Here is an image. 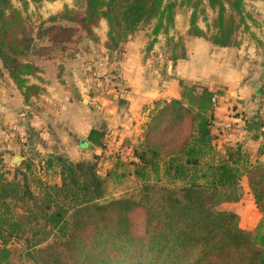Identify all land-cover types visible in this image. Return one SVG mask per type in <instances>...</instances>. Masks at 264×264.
Returning <instances> with one entry per match:
<instances>
[{
  "label": "trees",
  "instance_id": "obj_1",
  "mask_svg": "<svg viewBox=\"0 0 264 264\" xmlns=\"http://www.w3.org/2000/svg\"><path fill=\"white\" fill-rule=\"evenodd\" d=\"M55 1L0 0V77L7 75L25 103L43 91L28 80L40 72L34 59L70 52L64 33L80 31L97 43L94 29L105 21L103 47L113 59L148 30L144 51L162 35L164 58L174 63L186 57V38L239 48L252 21L244 0H77L34 28L29 6ZM180 8L189 11L188 27L175 38L169 32ZM58 22L72 26L53 25ZM46 23L52 26L43 28ZM179 85V99L152 102L132 147L135 162L114 156L112 167L100 172L98 156L57 161V179L48 180L29 159L7 170L0 154V264H13L11 243L18 240L32 264H264V163L240 143L218 148L212 132L218 92ZM102 136L90 132L88 141L101 146ZM262 152L261 146L256 155ZM126 177L134 190L107 197L108 184ZM243 178L261 215L250 231L240 228L237 214L221 209L241 200Z\"/></svg>",
  "mask_w": 264,
  "mask_h": 264
},
{
  "label": "crops",
  "instance_id": "obj_2",
  "mask_svg": "<svg viewBox=\"0 0 264 264\" xmlns=\"http://www.w3.org/2000/svg\"><path fill=\"white\" fill-rule=\"evenodd\" d=\"M99 25L107 31L105 21ZM187 27L177 35H169L183 36ZM141 32L122 45L121 53L113 59L107 58L105 38H100L98 46L84 36L83 50L72 48L51 59L36 57L34 62L40 72L28 80L43 91L27 103L5 73L0 77V150L7 170L29 159L50 180L57 179L58 159L75 162L73 159L83 155L85 160L98 156L105 168L112 167L116 155L126 161L124 157L132 156V147L140 139L152 102L179 99L180 81L218 92L213 123L222 127H212L218 148L240 143L253 159L264 163V127L259 134H247L243 128L245 122L261 124L263 118V39L256 40L263 48L260 50L242 39L239 48L230 49L214 47L203 39L186 38L185 59L172 63L165 60L162 52L165 37L160 35L146 53L148 39ZM94 51L97 53L92 54ZM111 73L115 79L107 81L112 83L108 87L112 91L98 96L103 75ZM107 81L105 78L103 82ZM136 83L143 84V89L136 88ZM93 131L103 135L101 146L88 141ZM261 146L263 152L257 156ZM16 157L20 159L14 162ZM241 188V200L222 204L221 209L234 212L241 221L248 207L255 209L258 223L260 214L245 178Z\"/></svg>",
  "mask_w": 264,
  "mask_h": 264
},
{
  "label": "rangeland",
  "instance_id": "obj_3",
  "mask_svg": "<svg viewBox=\"0 0 264 264\" xmlns=\"http://www.w3.org/2000/svg\"><path fill=\"white\" fill-rule=\"evenodd\" d=\"M76 1L77 0H57V1L52 2V3H43L42 6H40L38 8L35 7L34 5H30L27 13L30 16V20L33 24V27L37 28L43 20H47L48 17L53 16V15H57L58 13L62 12L64 7H68L70 9H73L76 5ZM244 8H245V11L251 15L252 21L248 22L250 25L249 32L242 33L240 38L242 40H245L248 43H249V41H251L252 43L256 44V47H258V49L261 50L263 48L261 47V44H258L256 42V40L260 38V39H263V42H264V3L261 0H244ZM188 12L189 11H185V9H183V8H180L176 11L174 28H173V30H171L169 32V34L175 33L177 35L179 32L184 31L186 26H188V19H189V13ZM207 16L209 18L212 17L211 12L208 13V11H207ZM53 25L54 26H72L71 24H68L66 22H58V23H54ZM198 25L203 29L205 28V23L201 20L198 22ZM50 26H52V23H46L43 28H48ZM105 31L106 30L103 26L98 25V27L94 29V34L96 35V37H98L99 40H100V38H103V39L105 38V40H106ZM141 33H142V35H144V34L147 35L149 32H148V30H146V31H142ZM83 36L84 35L80 31L76 32L74 34L64 33V35L61 36V40H66L67 38L69 39V37H70L71 41L68 43L67 47L70 49L80 48L81 50H83L84 44H85V42H83V40L81 39V38H83ZM174 37H177V36L174 35ZM88 41H90V40H88ZM89 43L93 44V42H91V41ZM94 44H98V46H99V41L97 43H94ZM100 46H101V44H100ZM263 47H264V45H263ZM96 51H94L92 54L97 53ZM260 62H264V59L263 60L261 59ZM100 66H101V64H99L98 67L100 68ZM103 68H105V65L103 66ZM111 76L114 77L115 74L111 73ZM111 76H110V74L103 75V79L105 80V78H106V81L107 80L109 81ZM104 80L100 81V83L102 85V89H100V92L97 94L100 97H104V95L102 94L103 92L105 93V92H108L109 89L111 90V86H110V88H108V87H109V84H112V83H109L110 81L109 82L107 81V84H108L107 85L103 82ZM134 86L136 88L141 89V90L143 89V84L139 85L138 83H136ZM118 88H119V90L122 89L121 86H119ZM259 89L261 90L262 88L259 87ZM261 92L264 93V89H262ZM105 97H107V96H105ZM262 117H264V112H263ZM0 154H2L1 150H0ZM116 154H114V155H116ZM114 155L112 154V156H114ZM116 156L118 157V155H116ZM111 157L109 158L110 161H111ZM124 158L125 159H123V160H126L124 162H135V158H133L132 156L129 158L127 156ZM38 160L39 159L36 158L35 162H37ZM64 160H66V159H64ZM73 160H75V162L88 161V160L84 159V155L82 158L73 159ZM112 163H114V162L112 161ZM37 165L39 166L38 163H37ZM34 167H36L35 164H34ZM104 169H105V167H102V168L100 167V172H102ZM119 171L120 172H126V170H122V169H120ZM35 172H36V175H38V177H40L41 179H48V177L44 176L42 170H39V168L37 169V167H36ZM135 186H136V184H135L134 180L132 179V177H126L123 180V183H121L119 185H117L115 183H109L107 186V189H106V196L118 198V197H120L126 193L130 194L134 190ZM247 205H248V203H247ZM252 210H254V211H252ZM252 210L248 207V209L246 211L245 219L243 221H241V219L239 217V226L243 230H247V231H250L249 229L253 230L255 228L254 225H257L256 224L257 223V214H256L255 209H252ZM260 217H261V215H260ZM259 220H258V222H259ZM11 248L14 250V256H13V260H12L13 264H32L31 262L27 261L25 259V256L23 255V250H24L23 241L18 240V241L12 242Z\"/></svg>",
  "mask_w": 264,
  "mask_h": 264
},
{
  "label": "water",
  "instance_id": "obj_4",
  "mask_svg": "<svg viewBox=\"0 0 264 264\" xmlns=\"http://www.w3.org/2000/svg\"><path fill=\"white\" fill-rule=\"evenodd\" d=\"M243 128L247 134H252V133L259 134L263 130V126L255 122H245L243 124ZM19 159H20L19 157H16L14 162L18 161ZM58 161L61 162L60 159H58Z\"/></svg>",
  "mask_w": 264,
  "mask_h": 264
},
{
  "label": "built area",
  "instance_id": "obj_5",
  "mask_svg": "<svg viewBox=\"0 0 264 264\" xmlns=\"http://www.w3.org/2000/svg\"><path fill=\"white\" fill-rule=\"evenodd\" d=\"M114 79H115V77H112V76H111L110 80L113 81ZM217 98H218L217 96H215V97L213 98V101L215 102V104H216ZM262 121H264V117L262 118ZM212 125H213V127H214L215 125H216L217 127H222V124H220V123L217 124V123L214 122ZM135 161H136V159H135Z\"/></svg>",
  "mask_w": 264,
  "mask_h": 264
}]
</instances>
